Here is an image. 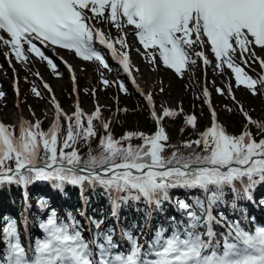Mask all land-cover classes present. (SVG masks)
<instances>
[{"label": "snow or ice", "instance_id": "6c2138e0", "mask_svg": "<svg viewBox=\"0 0 264 264\" xmlns=\"http://www.w3.org/2000/svg\"><path fill=\"white\" fill-rule=\"evenodd\" d=\"M99 24L110 25L120 35L113 37ZM128 27L149 63L155 65L159 59L181 78L198 64L221 74L227 69L236 88L264 95V56L258 54L264 53V0H0V47L9 49L5 56L10 66L14 57L27 68L35 57L55 72L58 65L48 51L54 55L59 48L111 71L107 56L97 47L102 46L145 98L158 126L151 134L129 131L117 138L101 106L88 113L77 102L69 113L43 82L55 109L47 130L38 119L21 117L18 124L0 121V186L27 189L36 182H49L60 191L79 186L85 203V211L79 214L88 222L91 239L84 236L85 226L72 212L60 217L45 198H39L38 209L48 213L38 218L39 235L27 232L29 221L24 219L22 239L16 218H0V264H264V224L255 223V217L237 203H255L253 193L264 185V120L244 110L229 81L216 92L227 95L246 119L239 134L230 133L218 119L205 85L197 98L209 106L211 124L194 140L170 143L162 121L183 109L156 111L153 95L135 78L139 70L131 61ZM60 59L75 83L72 65ZM257 62L262 71L252 73L251 66ZM33 75L40 77L39 72ZM101 84L128 91L123 80L111 81L103 72ZM14 87L19 95L18 81ZM31 91L42 98L35 83ZM5 95L0 91V98ZM185 123L195 130L198 118L189 114ZM137 138L141 143L133 144ZM94 139L99 141L97 149L91 147ZM81 142L88 145L87 153L81 154ZM85 186L103 189L117 223L122 207L141 201L151 209L145 213V224L153 211H163L165 203L172 204L181 218L167 217V226L157 225L143 241L142 229L133 231L138 225L121 229L120 240L126 242L122 247L114 239L115 228L102 229L103 218L86 216ZM175 189L201 194L173 197L170 193ZM226 190L232 193L230 202ZM260 205L264 206V198ZM221 208L240 215L230 218Z\"/></svg>", "mask_w": 264, "mask_h": 264}, {"label": "rangeland", "instance_id": "374dc122", "mask_svg": "<svg viewBox=\"0 0 264 264\" xmlns=\"http://www.w3.org/2000/svg\"><path fill=\"white\" fill-rule=\"evenodd\" d=\"M99 26L106 32L110 31L113 37L120 35V33H118L115 28H112L108 24H99ZM125 31L128 33L127 39L130 45V55L134 59L133 61L135 68L139 70L138 72L141 75L144 83L149 88V91L155 90V95L157 97L161 113L163 112L164 108H171L177 111L183 108L187 111V115H198L199 121L201 117H203V114H200V111H197L196 108L201 106V104L196 103L194 99L202 96V90L205 85L212 90L215 103V97H219L220 95L216 92V88H226V85L229 83V81H231L233 84V91L236 100L241 105H243L244 110L247 111L251 116L257 112H259L261 116H264V95H252L250 91L245 89L243 86L236 88L235 81L232 79V73L230 70L225 69V72L221 74L215 71L212 66H208L205 70L198 64L194 67L190 66V70L186 71L184 76L181 78L177 73H175L174 70L163 66L162 63L159 62V59L155 65L149 63L146 55L144 54L145 50L137 41V38L133 34L132 28L128 27L125 29ZM8 51L9 49L7 47H0V91L6 93L3 98H0V116L7 124H18L19 120L21 119L20 113L24 118L32 120L33 122H35L36 119H43L44 117L51 118L54 115L55 109L53 103L51 102L52 96L47 90L43 88L42 82L45 81L51 86L55 98L59 102L63 94L69 90V85L73 88V86H71L72 80L68 69L60 57L70 61L75 69L77 82L81 83L79 85V89L77 88L79 93L78 96L80 98V106L86 112L90 113L94 111L96 105L103 106L109 104L112 101L117 102L121 95L120 88L115 84L111 86H103L101 84V72H103L104 77L111 81H118L117 79H119L118 71L115 69L112 61L109 59L108 63L112 69L111 71L103 69L97 62L83 61L73 53L57 48L54 55L50 50L48 51V54L53 56L55 63L58 65L57 71L54 72L50 69L46 62H42L35 57L30 58L31 63H29L27 68L22 63L17 62L14 57L11 61L14 67L10 66L8 59L5 57V53ZM258 54L264 56V53ZM208 55L209 58H213L210 53H208ZM29 69L31 70L29 71ZM245 70L249 71L248 68ZM261 71L262 70L258 62L252 64V73H260ZM35 72H39L40 77L33 75ZM16 78L21 90L19 105L17 104V97H15L13 90V81ZM33 83L39 86V89L43 93L42 98H38L31 91ZM101 88L106 90L105 95H100ZM161 88L164 89L162 93L160 92ZM93 90H95L94 94ZM75 101L76 96L72 89L71 98L67 101L63 109L71 113L75 110ZM188 104L190 106H188ZM216 107L219 112L220 121L224 125L230 124V120L226 116L224 106L220 108L218 105H216ZM37 116H39V118H37ZM204 117L205 121L210 124L209 114H206ZM48 189L49 188H46V192H48ZM51 190L55 192L53 195L54 201L58 200L57 198L59 197V191L53 188H51ZM14 192H16L14 185L9 190H6L4 187L0 186V198L5 199V197H9L6 199L7 203L9 202V206H11L10 200L12 199L10 196H13ZM172 196L185 198L182 193L178 192L172 193ZM49 205L50 208H58L55 205L59 204H57V202H51ZM261 215H263L262 212ZM79 220L80 222L83 220V223H86V221L84 222L83 217L82 220L81 218ZM33 228L34 226L31 223L30 229L32 232L30 235L35 237V234L33 233L35 232L33 231L35 229ZM85 229L87 232L84 231V236L88 239H91V232L88 230V226ZM119 229L121 230L122 228L119 227ZM145 237L149 238V235H146ZM118 239L120 240V238ZM124 242L125 241H119L120 244H123Z\"/></svg>", "mask_w": 264, "mask_h": 264}, {"label": "trees", "instance_id": "16d2710c", "mask_svg": "<svg viewBox=\"0 0 264 264\" xmlns=\"http://www.w3.org/2000/svg\"><path fill=\"white\" fill-rule=\"evenodd\" d=\"M115 69L118 71V81L123 80L128 88L127 93L120 90L121 95L119 99L117 100V103L115 101L110 102L109 104L103 105L102 107V115L105 120H108L111 122V132L113 135L117 138L123 136L126 132L134 131V132H143L146 134L153 133L156 128L157 124L156 121L153 119L149 109L146 106L144 97L136 91L128 82L127 77L125 74L118 70L119 67L115 66ZM81 84V83H80ZM101 93L100 95H105L106 90L103 88L100 89ZM29 93V92H28ZM89 94V92H88ZM72 95V87L69 85V90L65 92L60 99V104L62 108L66 105L67 101L71 98ZM199 96V95H198ZM107 97V96H106ZM216 104L221 108L224 106V110L226 111V116L230 120V124L225 125L226 128L229 130L230 133L233 134H239L244 125L246 124V119L243 117L240 110L236 107V105L233 103V101L227 96V95H219L215 97ZM196 103L201 104V106L197 107L196 110L200 111V114H203V117L198 121L199 128L197 127L195 130H193L190 126H188L185 123V117L187 116V111L183 109L182 112L179 113V115L171 118H164L162 121L163 126L166 128V131L168 135L170 136V143L177 144L179 142H183L189 139H196L198 137V134L200 131H203L208 125V123L205 121V115L208 114L207 108L203 103V99H194ZM188 106H190L188 104ZM227 106V107H226ZM227 108H232L233 111L229 112ZM253 118L264 120V116H261L259 112L254 113L252 115ZM39 118V116H37ZM178 118V119H176ZM198 118V115H197ZM37 120V119H36ZM41 120L42 127L46 130L49 128L52 120L49 117H44ZM97 129L99 132V135H103L104 131L100 127V125L97 123ZM183 129V131H182ZM252 131L256 133L257 129L252 126ZM98 139H94L91 141V147L93 149H97L98 147ZM133 144H140V139H134L132 141ZM79 150L81 154L87 153L89 150L88 145L81 142L79 145ZM168 155L171 154V149L168 150L166 153ZM13 185H4L6 190H9ZM15 191L13 196H10L12 198L10 200L11 206H9V202L7 203V198L1 199L0 198V218L4 216H11L17 219L18 223L20 224V231L22 234V239H24V227H23V221L24 219H27L25 216V209L27 208L29 210L30 218L27 219L32 223H34V231H36V228H38V218L46 217V212H41L38 209L37 201L39 198H45L49 203L54 200L53 195L55 194L54 191L51 190V188L55 189L51 183L49 182H36L30 186L27 187V189L23 188L22 186L14 185ZM46 188L48 189V192L45 191ZM79 186H65L64 191H59V197L57 198L59 200V209H61L65 214L67 212H72L75 216L77 215L78 211L80 210V207L82 206L81 200L79 198ZM84 192L86 197L88 198L87 206L89 210L90 217H94V214L97 216L95 218L100 219L103 218L104 224L103 227H115L117 229V226L113 223L114 219H110L109 222H111L109 225H106L108 218L111 216V209H110V203L108 198L103 192V189L97 187L95 189L91 187L85 186ZM178 192L182 193L185 198L189 196H195L200 195L198 191L193 192H187L183 189H175L170 194ZM61 193V194H60ZM254 200L255 203L246 201V200H240L238 201V205L244 209L247 210V214L250 217H255L258 220V218L255 215V211L257 210H264V206L260 205V200L264 198V185H261V188H256L254 193ZM27 197V198H26ZM229 202L232 200V193L230 190H226V197ZM53 199V200H52ZM56 200V199H55ZM54 202V201H53ZM30 205V207H29ZM139 209V211H137ZM221 211H224L226 214H229L230 218H238L240 213H236L235 215L231 214L230 209L228 208H221ZM5 211V212H4ZM150 209L148 206L143 202H139L136 204L129 203V205L124 206L120 210V219L119 222L121 224L122 229H133V225H138L137 228L133 229L134 232H137L141 229H143L145 226V213L149 212ZM154 223L151 228L152 231H154L155 227L159 224H164L167 226V217L169 216H176L177 219H180V214L175 210L174 206L170 203H165L163 206L162 212H155L154 211ZM28 224V226H30ZM0 225H2V221H0ZM36 226V227H35ZM37 234H40L39 228L37 229ZM218 231H222V229H217ZM95 231V229H94ZM116 235L120 238L119 231L116 230Z\"/></svg>", "mask_w": 264, "mask_h": 264}, {"label": "bare ground", "instance_id": "6f19581e", "mask_svg": "<svg viewBox=\"0 0 264 264\" xmlns=\"http://www.w3.org/2000/svg\"><path fill=\"white\" fill-rule=\"evenodd\" d=\"M64 50V49H63ZM66 51H68V50H66Z\"/></svg>", "mask_w": 264, "mask_h": 264}]
</instances>
